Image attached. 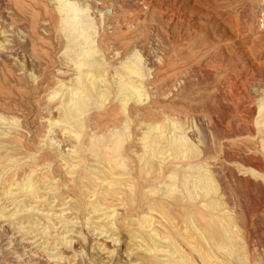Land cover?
Segmentation results:
<instances>
[{
    "label": "rangeland",
    "instance_id": "rangeland-1",
    "mask_svg": "<svg viewBox=\"0 0 264 264\" xmlns=\"http://www.w3.org/2000/svg\"><path fill=\"white\" fill-rule=\"evenodd\" d=\"M76 1L82 6L90 7L91 15L99 27L100 32L96 43L100 53L97 54L100 55L99 59L104 58L107 62L106 66L95 68L94 71L106 76L115 99L117 96L114 85L116 73H127L122 64L134 51L138 50L145 58L147 66L152 69L149 80L146 81L148 99L144 97L145 101L137 106L142 110L139 115L134 109L128 114L130 117L126 115L123 109V112L121 111L122 107L118 99L114 101V97L110 94L106 102L108 108L91 106L83 114L84 131H111L113 130L111 127H122V122L126 120L129 124L131 122L129 130L135 131L134 133L138 135L148 127V121L160 124L162 129H166L167 117L176 116L175 119L183 122L185 127H189L187 130L192 131L195 142L199 143L202 150H205L203 152L213 163L218 177L224 178L231 201L238 203L236 209L242 223L248 227L246 229L250 237L256 239L251 248H257L258 254L262 255L264 261V183L260 179L252 178L248 173L250 178L247 174L251 166L254 167L259 162L264 164V153L260 147V136L263 133H257L255 121L259 117L258 98L264 92V0ZM105 9L108 12L105 13L106 16L101 17L100 11ZM0 39L2 46H0V113L2 112L1 114L5 115L8 121L11 117L16 118L20 125L18 132L10 133V136H13L10 141L18 144V150L13 154L19 165L8 168L9 170L5 173H2L0 167V174H5L0 179V205L10 214L15 210V203L3 193V190L9 188L10 184L21 181L26 173L35 171L40 185L45 176L59 180L61 185L69 180V177L64 176L65 171L63 172L62 169H65L62 165L60 166L54 150L46 147V141L50 137L61 139L64 149H69L72 144L69 130H64L65 127L61 123L65 115L64 110L61 109V102L66 99V90L59 85L60 82L69 83L74 77L76 68L68 59L69 54H66L69 42L61 28L56 0H0ZM250 113L252 115H249ZM138 125L143 126L140 128ZM7 128L8 125L0 124V130ZM244 143H247L246 146ZM127 151L124 152L130 156L129 164L132 166L136 162L138 164V160L131 158L133 156L129 152L130 149ZM89 155L87 160L91 162L90 164L97 165V159ZM237 156H240L241 160ZM231 161H234L235 165ZM240 161L243 162H241L242 165ZM99 165L103 166V162ZM235 166L239 172L236 171ZM111 172L112 174L114 172V176L111 178L107 175L108 179L120 178L119 170L111 169ZM137 175L146 176V178L154 176L151 173L147 176L139 169ZM90 188L89 185L83 188L85 207L81 214L68 210L67 205L66 207L59 205L62 198L68 194L76 197L74 193L77 189L73 186L69 192L61 188V194L59 192L54 195L58 200L55 199L53 203L58 205L55 208L58 215L65 209L63 214H67V217H72L74 222H78L71 236L75 241L80 242L78 245L85 249L87 257H79L80 254H74L73 250H68L63 245L54 249V240L50 236L42 235L40 230H37L39 232L34 230V233L32 230L31 232L26 229H17L8 217H0V264H54L55 259L51 257L57 254L59 249L65 250L68 256H73L67 260L68 264H139L135 257V254H142V250L136 245L139 241H131L127 230L122 232V249L120 248L118 257L110 259L105 251L102 252L100 245L106 244L109 239L104 234L98 235L100 231L93 229L95 224L88 225L87 216L84 215L85 210L90 208L86 197L92 190ZM97 189V195L105 205L116 206L115 208H118L120 212H124L120 206L119 195H116L114 191L100 193V186ZM41 191L45 197L52 198V193L49 195L47 190ZM246 196L248 199H245ZM22 199L20 197L18 200ZM252 204H256L255 208ZM174 208H169V210L172 209L170 212L178 216L181 227L185 228V223L181 221L182 215L180 217L178 208L175 210ZM251 212L255 213L251 214ZM154 215L158 216L155 212ZM253 216L256 219H252ZM54 218L57 217H53L52 223H57L59 226L56 225V227L61 228L60 232L63 231L64 228L60 226L59 219ZM103 218L104 216L98 220L99 222L95 219L94 222L104 223ZM102 238L105 239L102 240ZM130 250L133 252L131 258L126 256L130 254ZM56 260L55 264H67L64 261L58 263V259Z\"/></svg>",
    "mask_w": 264,
    "mask_h": 264
},
{
    "label": "bare ground",
    "instance_id": "bare-ground-1",
    "mask_svg": "<svg viewBox=\"0 0 264 264\" xmlns=\"http://www.w3.org/2000/svg\"><path fill=\"white\" fill-rule=\"evenodd\" d=\"M56 3L57 11L61 18V28L69 42L66 47V54H69L68 59L76 68L73 74L74 77L71 81L69 83L60 82L59 85L60 88L62 87L66 90V99L61 102V109L64 110L63 112L65 114L61 119V123L63 124L62 126L65 127L63 128L64 130H69L72 136V144L69 149H64L61 139L50 137L49 140L46 141V147L54 150L60 166L62 165L65 169H62L63 172L65 171L64 176H67V178L69 177V180L65 178L67 181L61 185L59 180L50 178L51 176H45L41 180L43 181L42 185H40L39 180L36 179L37 176L35 175V171L26 173L21 181L10 184L9 188H4L3 193L9 196L15 203V210L8 214L6 208L0 205V217H8L11 224L17 229H26L30 231L40 230L42 235L50 236L54 240V249L55 247L63 245L65 248H68V250H73L74 254H80L79 257L83 256L84 258L87 255L85 249H82V247L78 245L80 242L78 243V240L75 241L74 237L71 236L78 222H74L72 217H67V214L64 215L65 209L61 210L58 215L57 211H55L58 205H53V203L56 199L54 195L58 194L61 188L67 189L69 192L72 190L73 186V188L77 189L74 193L77 198L74 196L71 197L70 194H68L66 197L62 198V202L59 205L63 207L67 205L68 210L71 209L75 211L74 213L81 214L85 207L83 203V188L89 185L92 190L88 192L86 197L87 204L88 206L90 204V208L85 210L84 215L87 216V224H90V226L91 224H95V228L93 229L100 231L98 235L104 234V236L109 239L108 242L106 241L107 245L101 244L100 246L103 250L102 252L104 253L105 251L110 259L118 255L122 245V232L123 230H127L131 241H139L136 245L142 250V254H135L139 264H264L261 257L262 255L260 256V254H258V249L251 248L252 243H254L256 239L255 237H250L246 229L248 227L242 223V219H240V215L236 209L238 203L235 204L231 201V195L227 189L228 187L225 185L224 178L221 179L218 177L212 165L213 163L208 160L203 152L205 150H202V147L200 148L198 145L199 143L197 144L195 142L192 131L187 130L189 127H185L183 122L175 119V115L174 118L167 117L168 123L166 129H162L160 124H155L154 122L149 123L148 121V127L145 126L147 129L145 128L144 131L138 135L134 133L135 131L132 132V130H129L131 122L129 124L128 121H124V119L122 127H111V129L113 128L111 131H84L83 114L86 113L91 106H98L102 109L108 108L106 102L110 94L112 95L109 80L103 73H99L97 70V73H95L94 71L95 68L106 66L107 61H105L104 58L99 59L100 55L98 56L97 54L100 52L97 50L98 45L96 39H98L97 37L100 31L95 18L91 15L90 7L88 5L82 6L76 0H56ZM107 12V9L101 10V17ZM111 12L113 14L112 10ZM7 52H5L6 55ZM122 66L127 73H116L117 76L114 82L117 89H115L117 91L116 99L114 95L112 96L114 97V101L118 99L121 104L120 107H122L121 111L123 109L124 113H127L126 115H128L132 109L136 110L137 112L135 113L139 115L142 110L137 106L145 101L144 97L148 99L146 81L149 80L152 69L147 66L145 58L138 50L134 51L123 61ZM237 86L233 87L237 88ZM108 92L110 93L108 94ZM113 97L110 98V100H113ZM258 99L257 109L259 117L255 120L258 129V132H256L258 134L263 133L260 136V147L264 153V92ZM1 113L0 124L8 125V130H0V167L2 173H5L9 170L8 168L19 165L18 160L13 154L18 150V144L10 141L13 137L10 136V133L18 132L20 125L16 118L11 117V120L8 121L9 119ZM249 115L252 114L250 113ZM178 116L179 115H177V117ZM129 119L130 118H128V120ZM197 129L199 130V128ZM223 130L224 129H222V131ZM198 132L199 131H197V133ZM244 144H242V147H244ZM128 146L130 147L129 152L132 153L133 156L131 158L135 161L138 160V164L136 162L134 166L128 162L130 159V156L126 153L128 152L127 150H129ZM89 154L92 155L91 157L94 156V159H97V165L93 163L90 164L91 162L87 160ZM226 158L227 157H225V159ZM238 159H240V156ZM102 162L103 166L99 165V163ZM233 162L231 161L232 164H234ZM241 162L242 161H240V164L242 165L243 162ZM111 169L119 170V172H121L119 173L120 178L108 179L106 177L107 175H110L111 178L114 176L115 171L112 174ZM138 169L147 174V176L150 173L154 174V176L152 175L153 177L150 176L151 178H146L145 175V177L137 175ZM235 169H237L236 166ZM238 170L239 169L236 171ZM2 173L0 174V179L5 175ZM226 173L229 174V172ZM248 173L252 178L260 179L264 183V164H260L259 162L255 164L254 167L251 166L247 170V174ZM116 174L118 175V173ZM65 180L62 179V181ZM225 180L227 179L225 178ZM99 186L101 189L100 193H110L114 191L116 195H119L118 197H120L121 200L120 206L124 209V212H120L118 208H115L116 206L105 205L101 201L97 195V187ZM116 186H119V188H116ZM41 190H47L49 195L52 193V198L45 197ZM20 197L23 199L18 200ZM240 197L241 196H239V198ZM248 197L245 199H248ZM68 198L69 200L66 201ZM249 198L251 199V197ZM57 200L58 199H56V201ZM236 200L238 201L239 199ZM262 202L261 200V203ZM255 205L256 204L252 207L255 208ZM171 207H175L174 210L178 208L177 212L180 214V217L182 215L183 220L181 221L185 223V228L181 227L178 216L170 212L172 211V209L169 210ZM251 211H253V209ZM99 212L102 213L99 214ZM154 212L157 213L158 216H155ZM254 213L251 212V214ZM54 216L57 217L54 219H59L60 226L64 228L63 231H59L61 228L58 229L56 227V225H58L57 223H52ZM103 216L104 223H98V220L102 219ZM246 216L248 215L246 214ZM253 217L252 219H256ZM77 218L78 217H76V219ZM95 219L98 222H94ZM250 224L251 223L248 225ZM249 227H251V225ZM191 229L193 231H190ZM100 239L101 238H99V240ZM103 239L105 238H102V240ZM200 241L204 242L205 245H203L204 243L202 242L200 243ZM129 253L130 254L126 256L130 257L133 255L132 250H130ZM53 257L55 263L57 261L56 259H58V263H60L59 261H61V263L62 261L67 263V260L73 256H68L65 250L59 249V252L51 258ZM198 259L200 263H197ZM129 260L133 261V259Z\"/></svg>",
    "mask_w": 264,
    "mask_h": 264
}]
</instances>
